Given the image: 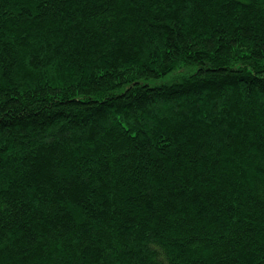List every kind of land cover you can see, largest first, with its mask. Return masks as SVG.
<instances>
[{
  "label": "trees",
  "instance_id": "trees-1",
  "mask_svg": "<svg viewBox=\"0 0 264 264\" xmlns=\"http://www.w3.org/2000/svg\"><path fill=\"white\" fill-rule=\"evenodd\" d=\"M0 264H264V0H0Z\"/></svg>",
  "mask_w": 264,
  "mask_h": 264
},
{
  "label": "rangeland",
  "instance_id": "rangeland-1",
  "mask_svg": "<svg viewBox=\"0 0 264 264\" xmlns=\"http://www.w3.org/2000/svg\"><path fill=\"white\" fill-rule=\"evenodd\" d=\"M195 66H188L186 68H183V70H176L174 72H171L167 75L161 76L159 78L156 79H149L146 82L148 84H150L151 86H155V85H161L164 83H170V82H174L176 80H179L181 77H183L184 74H190L195 70Z\"/></svg>",
  "mask_w": 264,
  "mask_h": 264
}]
</instances>
